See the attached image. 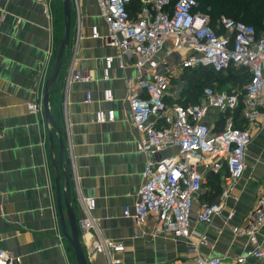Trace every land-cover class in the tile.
Instances as JSON below:
<instances>
[{
    "label": "crops",
    "instance_id": "1",
    "mask_svg": "<svg viewBox=\"0 0 264 264\" xmlns=\"http://www.w3.org/2000/svg\"><path fill=\"white\" fill-rule=\"evenodd\" d=\"M70 6L69 46L48 107L62 134L63 166L68 167L78 226L85 217L80 198L91 199L94 205L90 214L96 229L80 232L87 264H182L198 255H242L251 245L247 239L235 237L232 228L246 223L256 198L264 193V124L260 129L251 128L246 168L225 202L222 217H215L210 226L196 222L201 205L213 201L215 186L222 187L220 175L217 181H204L193 203L188 239L157 235L150 220L136 226L123 216L126 208L134 211L147 160L136 152L138 134L128 110L125 78L135 75L134 63L125 58V67L120 69L115 59L110 78L103 80L104 59L115 57L117 50L105 41L108 30L96 0L78 4L70 0ZM93 26L102 39L90 37ZM63 34L61 0H0V249L20 257V264H76L62 237L56 208L48 133L53 135L55 159L57 135L45 122L42 109L39 113L28 109L30 104L41 106ZM164 55L160 52L157 60ZM180 59V54L173 53L167 63ZM159 71L164 72L162 67ZM72 72L89 81L67 85ZM106 89L112 92L111 103L102 100ZM86 93L91 95L90 103H85ZM262 106L264 113V102ZM100 110L112 112L113 120L98 123ZM227 116L231 115L212 108L204 122L221 130ZM59 177L63 186L62 175ZM195 234L204 236L206 244ZM100 238L120 244L124 250L109 257L97 253L93 245ZM257 241L264 243V227ZM247 264L264 263L248 259Z\"/></svg>",
    "mask_w": 264,
    "mask_h": 264
},
{
    "label": "built area",
    "instance_id": "2",
    "mask_svg": "<svg viewBox=\"0 0 264 264\" xmlns=\"http://www.w3.org/2000/svg\"><path fill=\"white\" fill-rule=\"evenodd\" d=\"M74 1L78 4L82 0ZM136 1L96 0L108 30L105 41L117 50L115 57H105L102 79L110 78L115 59L120 69L125 67V58L133 60L135 75L125 78L128 110L132 128L138 134L136 152L147 157L134 211L130 213L126 208L123 216L136 226L152 221L157 235L188 239L192 234L193 203L204 181L221 175V192L214 201L202 204L196 215V222L210 226L215 217L223 216L226 200L243 177L251 126L264 124V30L257 34L250 25L222 17L220 23L226 35H218L210 27L209 17L197 9L196 0H139L140 7L131 13L130 6ZM90 37L102 39L96 26L91 28ZM162 51L164 57L157 60ZM173 53L180 54L181 59L168 65L167 59ZM230 66L245 68L250 74L241 112L243 122L249 126L236 127L231 116L225 118L221 130H213L204 122L212 108L232 115L239 102L235 92H217L207 87L198 104L164 103L170 79L185 69L209 67L222 72ZM81 80L89 81V77L72 72L67 85ZM102 100L113 101L111 90H104ZM90 102L91 95L86 93L85 103ZM28 109L39 113L42 108L30 104ZM112 120L110 111L96 113L98 123ZM80 204L85 217L79 231L96 229L90 214L93 201L80 198ZM263 227L264 193L256 198L246 223L232 228L235 237L247 239L250 249L236 257L198 255L182 264H247L248 259L264 263V243L257 241ZM195 235L201 244H206L204 236ZM93 250L109 257L124 247L100 238ZM20 263V257L0 249V264Z\"/></svg>",
    "mask_w": 264,
    "mask_h": 264
},
{
    "label": "trees",
    "instance_id": "3",
    "mask_svg": "<svg viewBox=\"0 0 264 264\" xmlns=\"http://www.w3.org/2000/svg\"><path fill=\"white\" fill-rule=\"evenodd\" d=\"M177 0H172V2H176ZM198 5V10L209 17L210 20V27L217 32L218 35H226V32L221 27L220 20L222 17L232 19L236 22H241L247 25H250L254 28L257 34L264 30V0H196ZM140 7V1L137 0L130 6L131 13H134ZM202 71L208 70L211 73H208L201 78L200 75H197L195 71ZM233 70V71H232ZM227 73L231 74L234 72V76L232 78L231 87H228L225 91L226 93H237L238 94V107L234 110L233 114L231 115L234 120V125L236 127H242L240 124L243 122L242 120V100H243V93H244V86L248 83L250 79V74L247 69L245 68H235V66H230L228 69L225 70ZM222 71V72H225ZM183 79L189 83V87L184 91V99L174 101L169 100V96L166 95L164 97V101L166 105H189V104H198L201 102L203 98L200 99V94L195 89H190L191 86L196 84V81L199 77L202 81H209L214 79V75L216 79L214 82H219L217 77L222 72H215L213 69L209 67H200L195 69H185L183 71ZM221 76V75H220ZM227 78V77H226ZM228 80V79H226ZM214 82H211L214 84ZM219 176L214 177L208 181H217ZM214 187V185H213ZM221 192L220 186H215V193L213 194V201L217 197V195ZM212 202V201H211Z\"/></svg>",
    "mask_w": 264,
    "mask_h": 264
},
{
    "label": "water",
    "instance_id": "4",
    "mask_svg": "<svg viewBox=\"0 0 264 264\" xmlns=\"http://www.w3.org/2000/svg\"><path fill=\"white\" fill-rule=\"evenodd\" d=\"M63 5V22L64 34L60 42V46L55 57V61L51 73L45 83L44 93L42 97V111L45 122L50 126L51 130L57 135L59 143V151L57 159L53 157V135L48 133L49 141V155L51 167L54 171V189L57 214L59 219L60 230L63 239L70 246L73 251L76 264H87L85 254L80 243V232L77 224L76 217L71 205V192H70V178L67 166H63V161L66 158V152L63 145L62 134L56 125L51 112L49 111L48 102L49 96L56 83L57 76L61 71L63 58L70 41V22H71V6L70 0H61ZM59 174L63 178V186H61Z\"/></svg>",
    "mask_w": 264,
    "mask_h": 264
},
{
    "label": "rangeland",
    "instance_id": "5",
    "mask_svg": "<svg viewBox=\"0 0 264 264\" xmlns=\"http://www.w3.org/2000/svg\"><path fill=\"white\" fill-rule=\"evenodd\" d=\"M235 68H237V67H235ZM195 72L197 73V75H200L201 78H204V76L206 74L211 73L208 70H202V71L200 70V71H195ZM183 74H185V73L184 72L178 73L174 78L170 79L169 88L167 90L168 96H169L168 98H170L169 100H172V99H173L172 101H174L175 99L183 100L185 98L184 97V91L189 87V83L183 79V77H184ZM233 76H234V72H232L231 74L227 73L226 71L222 72L221 74H219L217 76V77H219L218 78L219 82H214L215 81L214 79H216L215 75L213 76L215 78L211 79L209 81H202V79L199 77V79L196 81V84L194 86H191L190 89L197 90L200 94V96H199L200 99L202 98L203 90L207 87L213 88L217 92H225V91H227L226 89L228 87H231L232 84L230 81H232ZM226 79H228V80H226ZM211 82H214V84H212ZM242 123L245 126H249L248 123H246V122H242ZM260 126L261 125H259V126L252 125L251 127L254 129H260Z\"/></svg>",
    "mask_w": 264,
    "mask_h": 264
}]
</instances>
